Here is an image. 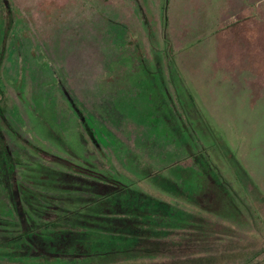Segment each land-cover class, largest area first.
<instances>
[{
  "label": "rangeland",
  "instance_id": "rangeland-1",
  "mask_svg": "<svg viewBox=\"0 0 264 264\" xmlns=\"http://www.w3.org/2000/svg\"><path fill=\"white\" fill-rule=\"evenodd\" d=\"M259 17L264 0H0L1 220L21 213L8 158L31 172L49 153L193 214L128 264L264 261ZM14 250L0 264L31 258Z\"/></svg>",
  "mask_w": 264,
  "mask_h": 264
},
{
  "label": "trees",
  "instance_id": "trees-1",
  "mask_svg": "<svg viewBox=\"0 0 264 264\" xmlns=\"http://www.w3.org/2000/svg\"><path fill=\"white\" fill-rule=\"evenodd\" d=\"M3 112L0 105V115ZM3 146L0 140V150L5 152ZM46 155L51 166H38L31 172L21 169L13 156L8 158L7 178L12 180L11 194L17 197L21 213L11 228L0 218V226L5 223L9 228L0 227V238L7 239H0V247L15 249L14 254L20 248L29 249L33 255L27 256L34 257L36 264L40 259L52 264L64 259L128 264L156 252L161 238H167L165 231L191 229L193 214L125 182L116 172L102 173L87 161L72 166ZM47 212L52 217L47 218Z\"/></svg>",
  "mask_w": 264,
  "mask_h": 264
},
{
  "label": "crops",
  "instance_id": "crops-1",
  "mask_svg": "<svg viewBox=\"0 0 264 264\" xmlns=\"http://www.w3.org/2000/svg\"><path fill=\"white\" fill-rule=\"evenodd\" d=\"M254 14L251 12V10H249V14H248V16L246 17V16H244V17H238L237 19L241 22V23H250V22H252V21H250V20H254V16H253ZM259 16V15H258ZM259 19L260 20H263L264 19V17H262V18H260L259 17ZM261 58V57H260ZM21 249V248H20ZM20 249H18L17 250V252H18V255H20V256H22V255H24V252L23 251H21ZM28 254H25L24 256H27ZM29 257H31V256H29ZM21 259H24V260H27V261H22V260H18V259H16V262H18L19 264H21L22 262H24V263H31V264H36V260H35V258L34 257H31V258H21ZM64 260H66V259H64ZM64 260H62V261H64ZM29 261V262H28ZM65 262H67V261H64V263ZM73 262H76V261H73ZM56 264V263H55ZM57 264H60V263H57Z\"/></svg>",
  "mask_w": 264,
  "mask_h": 264
},
{
  "label": "water",
  "instance_id": "water-1",
  "mask_svg": "<svg viewBox=\"0 0 264 264\" xmlns=\"http://www.w3.org/2000/svg\"><path fill=\"white\" fill-rule=\"evenodd\" d=\"M86 134H87V135H89V133H88V132H87Z\"/></svg>",
  "mask_w": 264,
  "mask_h": 264
}]
</instances>
